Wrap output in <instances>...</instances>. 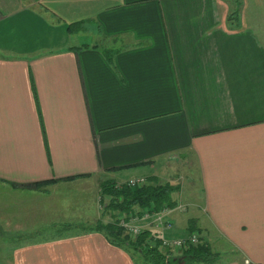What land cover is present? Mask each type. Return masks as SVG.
I'll list each match as a JSON object with an SVG mask.
<instances>
[{
  "label": "crops",
  "instance_id": "0c3cea01",
  "mask_svg": "<svg viewBox=\"0 0 264 264\" xmlns=\"http://www.w3.org/2000/svg\"><path fill=\"white\" fill-rule=\"evenodd\" d=\"M136 178L180 185L164 235L264 264V0H0V264H138L92 228Z\"/></svg>",
  "mask_w": 264,
  "mask_h": 264
},
{
  "label": "trees",
  "instance_id": "16d2710c",
  "mask_svg": "<svg viewBox=\"0 0 264 264\" xmlns=\"http://www.w3.org/2000/svg\"><path fill=\"white\" fill-rule=\"evenodd\" d=\"M236 16L237 12L235 11L231 17ZM72 25L73 23L69 24V30L73 29ZM112 49L106 50L107 56L111 61L113 60L114 54V50ZM84 175L86 174L69 176L64 179H74ZM64 179L54 178L34 183L14 184L16 186L40 189L50 183ZM179 188V184H174L171 181H160L157 178H148L144 183L134 185L129 182L119 184L109 179L101 183L100 200L104 205L105 211L112 214L118 212L131 214L136 210H149L154 212L176 206L178 202L175 200L174 194ZM92 228L104 232L109 242L113 245L126 248L129 251L134 249L141 253L149 264H196L198 262L209 261L212 255L215 254L208 243L204 241L189 246L180 256L166 253L160 250L159 247L151 248L146 244V240L150 236L149 231H145L134 238L132 235L126 234V230L118 224L117 220H110L109 222L99 220ZM194 231L198 232L196 228H192L191 232Z\"/></svg>",
  "mask_w": 264,
  "mask_h": 264
},
{
  "label": "built area",
  "instance_id": "2783aa9c",
  "mask_svg": "<svg viewBox=\"0 0 264 264\" xmlns=\"http://www.w3.org/2000/svg\"><path fill=\"white\" fill-rule=\"evenodd\" d=\"M145 180V178H136L129 180V183L132 185L141 184ZM185 207L187 204L181 202L174 207H167L160 211L136 210L131 214L120 216L117 221L134 238L145 231H149L150 236L146 240L147 246L159 247L166 253L176 255L182 253L189 246L202 241V237L197 231L191 232L187 237H167L163 234L166 230L174 228V222L168 218L169 213L175 208L183 209Z\"/></svg>",
  "mask_w": 264,
  "mask_h": 264
},
{
  "label": "rangeland",
  "instance_id": "374dc122",
  "mask_svg": "<svg viewBox=\"0 0 264 264\" xmlns=\"http://www.w3.org/2000/svg\"><path fill=\"white\" fill-rule=\"evenodd\" d=\"M174 171H175V174L178 173L177 172L178 170L176 168L174 169ZM183 171L181 173H184L185 175L188 176V174L185 173L186 172L185 171V168H183ZM130 173L131 172H126L124 174L127 175V174H130ZM117 175L122 176L120 173L117 174ZM176 179H177V181H179L180 179L182 181V180H185L186 178H184V177L181 178V175H178ZM105 180H109V179H103V180H101V183L103 181H105ZM110 180L116 181L119 184L124 183V182H129V180H127V181H124V180H114V179H110ZM183 182H185V181H182L181 185H183ZM100 190H101V184H100ZM99 198H101V195H99ZM100 202H101V200H100ZM101 205H102V208H104V205L102 203H101ZM106 214H108V215H106V222H109L110 220H113V221L119 220L120 216L124 215L125 213L118 212V213H113L114 214L113 215L112 213L106 212ZM54 229H56L55 230V233L59 234V233H63V232L68 233V231H75L76 232V231H79L80 230V227H78V226H71V227H67L66 229L65 228H62V227H57V228H54ZM180 233L182 234V232H180ZM126 234H128V233H126ZM181 234H180V237H181ZM185 234H186V232H184V234H182V235H185ZM213 246H214V249H215V251L217 253H215L214 255H212V258L209 261H206V262H198L196 264H226L228 262H231V260H232L233 256L235 255V253H233L231 251L230 246L227 243H225V242H219L218 244H214ZM130 252L135 255V258H136L138 264H149L147 262V259L144 258L141 253L137 252L134 249H131ZM180 255H181V253L176 254V256H180Z\"/></svg>",
  "mask_w": 264,
  "mask_h": 264
}]
</instances>
